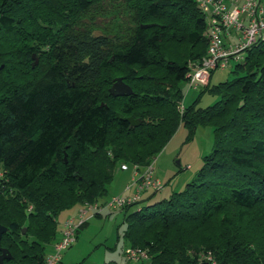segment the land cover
<instances>
[{
    "label": "trees",
    "instance_id": "trees-1",
    "mask_svg": "<svg viewBox=\"0 0 264 264\" xmlns=\"http://www.w3.org/2000/svg\"><path fill=\"white\" fill-rule=\"evenodd\" d=\"M115 11L129 21L119 39L94 35L96 17ZM206 32L194 0H0L1 264H45L58 215L100 203L117 163L149 166L180 124L210 125L212 149L182 191L140 207L160 181L120 207L127 248L147 255L126 260L264 264V39L231 80L210 85L212 71L195 88L213 105L199 108L200 93L183 106ZM117 77L131 94H109Z\"/></svg>",
    "mask_w": 264,
    "mask_h": 264
},
{
    "label": "rangeland",
    "instance_id": "rangeland-1",
    "mask_svg": "<svg viewBox=\"0 0 264 264\" xmlns=\"http://www.w3.org/2000/svg\"><path fill=\"white\" fill-rule=\"evenodd\" d=\"M105 19L98 15L97 25L92 28L94 35L104 34L105 36L119 37L122 35L121 29H125L129 21L121 11L110 12ZM234 35L229 38L233 40ZM236 62L231 60L226 69H216L212 72L210 85L231 80L233 75L231 69ZM203 87L189 88L187 84L182 85L183 100L182 105H190L201 93ZM218 100V96L208 91L201 93L197 102L199 108H206L213 105ZM213 133L210 125L197 126L190 130L184 125H179L163 146L160 152L152 159L153 176L162 182V188L158 192H145L139 200L140 207L146 204L167 198L173 192H180L187 183L195 180L196 173L202 166V157L209 154L212 149ZM122 171L117 163L113 170V179L107 185L106 194L99 204L118 194H125L124 188L127 185L130 172ZM127 191L126 194L131 193ZM151 195V197H150ZM135 209L131 207L129 210ZM73 210H65L57 217L58 229L61 228L65 216L74 215ZM124 211L121 208H108L101 215L90 217L85 225L77 232V240L61 253L58 264H139L138 262H128L125 257L128 246L124 237L123 224ZM60 233V232H59ZM51 248H49L50 250ZM48 250V252H49Z\"/></svg>",
    "mask_w": 264,
    "mask_h": 264
},
{
    "label": "built area",
    "instance_id": "built-area-1",
    "mask_svg": "<svg viewBox=\"0 0 264 264\" xmlns=\"http://www.w3.org/2000/svg\"><path fill=\"white\" fill-rule=\"evenodd\" d=\"M207 22V50L205 57L198 63H189L187 85L196 88L206 85L210 73L215 69H224L231 60H243L246 50L260 39H264V6L261 0H194ZM234 35L233 40H229ZM122 170H128L125 164ZM132 177L125 190L133 189L132 194L113 196L102 204L85 203L76 211L75 217L66 219L51 250L45 257V264H56L61 253L76 240L78 229L94 214L107 208H120L138 200L140 194L148 189L161 187L159 179L153 176L151 165L144 169L131 166ZM126 258L131 261L145 259L144 251L126 249Z\"/></svg>",
    "mask_w": 264,
    "mask_h": 264
},
{
    "label": "water",
    "instance_id": "water-1",
    "mask_svg": "<svg viewBox=\"0 0 264 264\" xmlns=\"http://www.w3.org/2000/svg\"><path fill=\"white\" fill-rule=\"evenodd\" d=\"M33 64L37 63V58L33 55ZM131 89L128 85L124 84L121 78H114L111 84V87L109 88V94L113 97L117 96H123V95H129L131 94ZM122 120L127 121L132 126H137L139 124V121L133 120L131 117L128 118H122ZM6 232V228L0 224V241L1 236ZM11 255L6 249L1 248L0 246V264L4 259H10Z\"/></svg>",
    "mask_w": 264,
    "mask_h": 264
},
{
    "label": "crops",
    "instance_id": "crops-1",
    "mask_svg": "<svg viewBox=\"0 0 264 264\" xmlns=\"http://www.w3.org/2000/svg\"><path fill=\"white\" fill-rule=\"evenodd\" d=\"M263 5H264V0H263ZM130 176H131V174H130ZM129 181H130V178H129ZM129 181H128V183H129ZM128 183H127V184H128ZM124 189H125V188H124ZM123 192H124V191H123ZM132 192H133V191H132ZM132 192H131V193H132ZM131 193H129V194H131ZM118 195H119V194H118ZM150 197H151V196H150ZM141 198H142V197H141ZM75 215H76V211L74 212V215H71V214H70V216H65L63 222H64L66 219H68V218L75 217ZM63 222H62V224H63ZM61 228H62V225H61ZM61 228H60V229H61ZM76 240H77V238H76ZM50 250H51V249H50ZM50 250H49V251H50ZM65 251H66V250H65ZM61 259H63V257H62Z\"/></svg>",
    "mask_w": 264,
    "mask_h": 264
}]
</instances>
